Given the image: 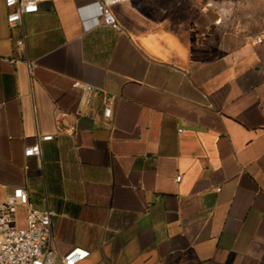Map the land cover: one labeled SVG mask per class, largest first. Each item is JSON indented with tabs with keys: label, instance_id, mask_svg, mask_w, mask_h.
Masks as SVG:
<instances>
[{
	"label": "crops",
	"instance_id": "obj_1",
	"mask_svg": "<svg viewBox=\"0 0 264 264\" xmlns=\"http://www.w3.org/2000/svg\"><path fill=\"white\" fill-rule=\"evenodd\" d=\"M95 1L11 27L0 0V202L24 189L58 255L90 253L79 264H264V11L134 0L110 7L113 29Z\"/></svg>",
	"mask_w": 264,
	"mask_h": 264
},
{
	"label": "built area",
	"instance_id": "obj_2",
	"mask_svg": "<svg viewBox=\"0 0 264 264\" xmlns=\"http://www.w3.org/2000/svg\"><path fill=\"white\" fill-rule=\"evenodd\" d=\"M51 0H4L7 10L6 22L9 26L17 25L24 15L38 12L42 3ZM134 0H96L93 3L95 13L100 18V23L117 29L114 17L110 12L113 5ZM95 24L98 21L95 19ZM255 45H264V29L254 36ZM17 47H23V41L16 43ZM11 62V61H9ZM72 89H78L82 95V102L89 105V97L94 88L85 83L73 82ZM103 117L108 119L111 115V104L105 94L102 95ZM74 117L79 116L75 112ZM61 113L55 111V119L59 121ZM76 130L74 123L66 127L57 128V133L72 135ZM53 135L37 136L34 144L23 149L25 158H37L40 156L41 142L51 141ZM179 181V177L176 178ZM19 208L24 209L23 225L17 221ZM52 212L49 209L43 211L32 207L28 195L24 189L15 188L0 202V264H79L86 260L90 253L82 247H72L63 255H58L52 247Z\"/></svg>",
	"mask_w": 264,
	"mask_h": 264
},
{
	"label": "rangeland",
	"instance_id": "obj_3",
	"mask_svg": "<svg viewBox=\"0 0 264 264\" xmlns=\"http://www.w3.org/2000/svg\"><path fill=\"white\" fill-rule=\"evenodd\" d=\"M210 2H213L212 4L215 5L216 2H222V1H235L238 2L241 5L245 6H252L255 8H259L260 12L264 11V0H209Z\"/></svg>",
	"mask_w": 264,
	"mask_h": 264
}]
</instances>
